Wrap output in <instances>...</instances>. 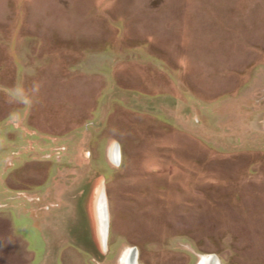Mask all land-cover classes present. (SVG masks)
Returning <instances> with one entry per match:
<instances>
[{
  "label": "rangeland",
  "instance_id": "1",
  "mask_svg": "<svg viewBox=\"0 0 264 264\" xmlns=\"http://www.w3.org/2000/svg\"><path fill=\"white\" fill-rule=\"evenodd\" d=\"M132 247L264 264V0H0V264Z\"/></svg>",
  "mask_w": 264,
  "mask_h": 264
},
{
  "label": "bare ground",
  "instance_id": "2",
  "mask_svg": "<svg viewBox=\"0 0 264 264\" xmlns=\"http://www.w3.org/2000/svg\"><path fill=\"white\" fill-rule=\"evenodd\" d=\"M113 154V159H115V162H117L118 152H117V144H115L113 151H111ZM104 228L103 230H105ZM210 254L207 255H201L198 262L196 264H215L214 261L210 260ZM121 264H138L137 262V255L136 251L133 249H128L123 255L121 256ZM219 264V261L217 259V263Z\"/></svg>",
  "mask_w": 264,
  "mask_h": 264
},
{
  "label": "water",
  "instance_id": "3",
  "mask_svg": "<svg viewBox=\"0 0 264 264\" xmlns=\"http://www.w3.org/2000/svg\"><path fill=\"white\" fill-rule=\"evenodd\" d=\"M115 160V159H114ZM100 217V216H99ZM102 217H104V228H106L104 231H107V229H108V214H107V212H105V215H103ZM101 235H102V233H101ZM102 238L104 239L103 240V242L106 240V237L104 238L103 236H102ZM133 248V247H132ZM133 250H135V247L133 248ZM210 260H212V261H214L215 262V264L217 263V259H218V257L215 255V254H210ZM219 261V260H218Z\"/></svg>",
  "mask_w": 264,
  "mask_h": 264
},
{
  "label": "flooded vegetation",
  "instance_id": "4",
  "mask_svg": "<svg viewBox=\"0 0 264 264\" xmlns=\"http://www.w3.org/2000/svg\"><path fill=\"white\" fill-rule=\"evenodd\" d=\"M221 264V263H220Z\"/></svg>",
  "mask_w": 264,
  "mask_h": 264
}]
</instances>
